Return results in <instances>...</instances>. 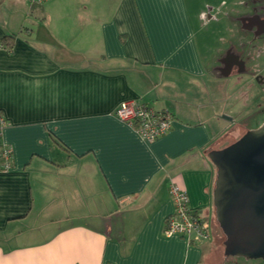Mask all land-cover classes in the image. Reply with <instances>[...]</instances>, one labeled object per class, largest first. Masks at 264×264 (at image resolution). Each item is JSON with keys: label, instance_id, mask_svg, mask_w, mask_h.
<instances>
[{"label": "crops", "instance_id": "1", "mask_svg": "<svg viewBox=\"0 0 264 264\" xmlns=\"http://www.w3.org/2000/svg\"><path fill=\"white\" fill-rule=\"evenodd\" d=\"M195 3L0 4V150L12 149L9 168L0 158V264L208 259L207 238L164 232L172 182L207 219V152L224 146L208 106L232 72L220 71L224 49L199 47L214 15ZM131 98L171 113L169 130L150 141L119 120Z\"/></svg>", "mask_w": 264, "mask_h": 264}, {"label": "water", "instance_id": "2", "mask_svg": "<svg viewBox=\"0 0 264 264\" xmlns=\"http://www.w3.org/2000/svg\"><path fill=\"white\" fill-rule=\"evenodd\" d=\"M220 70L226 76L231 66ZM207 157L215 167L212 204L224 255L264 260V121Z\"/></svg>", "mask_w": 264, "mask_h": 264}, {"label": "rangeland", "instance_id": "3", "mask_svg": "<svg viewBox=\"0 0 264 264\" xmlns=\"http://www.w3.org/2000/svg\"><path fill=\"white\" fill-rule=\"evenodd\" d=\"M5 1L7 0H0V4ZM221 1L196 0L197 6L203 5L204 2L205 5L206 3L211 5L214 15L208 24L198 32L201 49L216 48V50L224 49L225 51L231 44L238 47L240 43L249 38L246 32L239 29L235 19L244 8L242 5L244 0H223L222 4ZM262 48L261 42L258 45H246L245 52H251L252 55L249 64L255 66L249 73L233 71L231 75L224 77L222 96L217 99L219 102L216 105L208 106V115L212 117V120L208 118V121H213L216 125L220 123L224 125L223 128H220L222 129L221 134H218L214 140L217 143L219 141L221 146L233 142L245 131L264 121V84L263 87L256 85L253 79V73L257 69L264 76V48ZM209 97L207 98L208 102H210ZM223 116H229L232 120ZM205 224L209 232V237L206 240L211 241V252L208 259L202 264H264V260L260 258L246 259L241 256L224 255L223 241L225 236L215 219L214 207L208 213Z\"/></svg>", "mask_w": 264, "mask_h": 264}, {"label": "built area", "instance_id": "4", "mask_svg": "<svg viewBox=\"0 0 264 264\" xmlns=\"http://www.w3.org/2000/svg\"><path fill=\"white\" fill-rule=\"evenodd\" d=\"M45 0H28L30 4H41ZM115 116L133 127L141 138L154 140L165 134L171 125L172 114L158 110L137 99L123 100L114 112ZM12 149L3 146L0 150L3 169L10 167ZM169 194L174 203V211L165 222L164 232L168 235H180L188 240L197 241L208 238V227L205 220L189 205L187 192L176 183L169 185Z\"/></svg>", "mask_w": 264, "mask_h": 264}, {"label": "flooded vegetation", "instance_id": "5", "mask_svg": "<svg viewBox=\"0 0 264 264\" xmlns=\"http://www.w3.org/2000/svg\"><path fill=\"white\" fill-rule=\"evenodd\" d=\"M242 5H244V8L235 19L239 29L246 32L249 38L247 41L240 43L238 47L231 44L225 50L220 67V69L223 68V71L226 70V66H231V72L249 73L255 65L249 64L252 55L251 52H245L244 48L248 44L258 45L260 42L264 48V0H244ZM253 74L254 83L263 87L264 76L258 69Z\"/></svg>", "mask_w": 264, "mask_h": 264}, {"label": "trees", "instance_id": "6", "mask_svg": "<svg viewBox=\"0 0 264 264\" xmlns=\"http://www.w3.org/2000/svg\"><path fill=\"white\" fill-rule=\"evenodd\" d=\"M31 5H33V4H31ZM8 36L10 37V35H8ZM11 37H12V36H11ZM3 39H5V38L2 37L1 40H3ZM0 43H1V42H0ZM0 45H1V44H0ZM2 45H4V44L2 43ZM4 46H5V47H8V46H6V45H4ZM1 160H2V159H1ZM195 211H196V210H195ZM197 211H198V210H197ZM197 211H196V213H198ZM198 215H199L200 217H202L199 213H198ZM202 219L205 220V217L203 216Z\"/></svg>", "mask_w": 264, "mask_h": 264}, {"label": "bare ground", "instance_id": "7", "mask_svg": "<svg viewBox=\"0 0 264 264\" xmlns=\"http://www.w3.org/2000/svg\"><path fill=\"white\" fill-rule=\"evenodd\" d=\"M132 99V98H131Z\"/></svg>", "mask_w": 264, "mask_h": 264}]
</instances>
